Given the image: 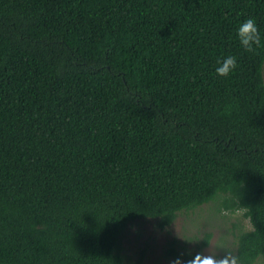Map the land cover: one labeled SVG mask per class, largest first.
Segmentation results:
<instances>
[{
	"label": "trees",
	"instance_id": "obj_1",
	"mask_svg": "<svg viewBox=\"0 0 264 264\" xmlns=\"http://www.w3.org/2000/svg\"><path fill=\"white\" fill-rule=\"evenodd\" d=\"M263 64L264 0H0V264H140L129 225L209 203L264 264Z\"/></svg>",
	"mask_w": 264,
	"mask_h": 264
},
{
	"label": "rangeland",
	"instance_id": "obj_2",
	"mask_svg": "<svg viewBox=\"0 0 264 264\" xmlns=\"http://www.w3.org/2000/svg\"><path fill=\"white\" fill-rule=\"evenodd\" d=\"M250 229L251 225L244 217L243 210H217L213 203H209L188 214L178 215L165 228H160L156 220L135 222L123 232L121 243L130 262L142 256L140 264H171L173 260L166 255L168 243H175L176 251H197L209 234L207 245L199 253L223 255L224 250L218 247L223 244L225 250L235 254L237 235ZM257 264H261L260 261Z\"/></svg>",
	"mask_w": 264,
	"mask_h": 264
},
{
	"label": "clouds",
	"instance_id": "obj_3",
	"mask_svg": "<svg viewBox=\"0 0 264 264\" xmlns=\"http://www.w3.org/2000/svg\"><path fill=\"white\" fill-rule=\"evenodd\" d=\"M237 36L246 51H254V46L259 47L261 44L259 30L253 18H248L238 26ZM218 64L216 73L222 77L229 76L238 66L235 56H228L222 61H218ZM218 247L224 250L223 255L197 253L193 258L183 261V264H239V258L231 251L225 250V245L221 244ZM171 264H182L181 258L177 257Z\"/></svg>",
	"mask_w": 264,
	"mask_h": 264
}]
</instances>
